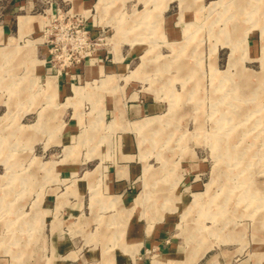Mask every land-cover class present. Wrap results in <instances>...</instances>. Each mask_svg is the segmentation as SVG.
I'll return each instance as SVG.
<instances>
[{
  "label": "rangeland",
  "instance_id": "rangeland-1",
  "mask_svg": "<svg viewBox=\"0 0 264 264\" xmlns=\"http://www.w3.org/2000/svg\"><path fill=\"white\" fill-rule=\"evenodd\" d=\"M50 1L39 33L0 42V264H120L133 220L175 244L146 264H264V0ZM121 131L138 188L100 207L107 165L77 196L58 158L88 170Z\"/></svg>",
  "mask_w": 264,
  "mask_h": 264
},
{
  "label": "crops",
  "instance_id": "crops-1",
  "mask_svg": "<svg viewBox=\"0 0 264 264\" xmlns=\"http://www.w3.org/2000/svg\"><path fill=\"white\" fill-rule=\"evenodd\" d=\"M60 1L63 0H51L52 8ZM68 1L73 2L75 6L87 5L91 2V0ZM43 10H48V3L46 0H0V42L5 41V39H8V41L14 39L18 40L23 36H31L39 33L42 22V15L40 13ZM53 78L55 82L53 83L54 90L51 89L53 90V99H59L66 93H69L68 79L60 76ZM144 106L145 105L139 103L127 104V106L125 105V108L122 105H115L112 106L110 111L112 114H114L115 111L117 121L121 126H124V124L131 123L129 117L136 119L134 122H138L140 116L144 113ZM74 128V125L68 120L65 130L73 132ZM121 132L122 133L119 134L121 141L116 144L111 143L109 145L111 149H107V145H104V153L101 154V157H95L94 166L88 170L84 169V164H86L89 159L83 160L82 158H75L73 160H65L63 159L64 157L61 156L58 158L60 175L66 176L77 172L82 173V178H79L81 182H79L80 184L76 188L75 194H77V196L82 195L84 190L87 189L88 184L84 183L85 181H83V179L88 176V178H95L97 181L98 176H95L94 174L96 169L100 168V165H103L104 163L107 165L106 167L109 172L105 176V181L102 187L100 190L96 189L93 192V195L100 196L96 200L97 205L100 207L104 204V201H106L105 198H102L105 194L112 196L114 200L118 199L122 201L124 204L126 202L129 203L130 197L134 194V190L138 188L136 177L139 172V164L131 158L133 151L131 149V136L129 133L124 131ZM59 145L60 143H57V146ZM114 147H116V149ZM75 203L76 202H74V204ZM123 210L125 211L126 209L122 208V211ZM118 218L121 220V217L113 215L111 221ZM127 218L128 216L126 217V220ZM123 219L121 221H123ZM97 220L99 222L102 221L106 225L107 220L103 221V219L100 218H97ZM100 224L102 225L101 222ZM128 225L129 230L126 237L123 238V242L128 245V248L126 249L127 251L118 252L115 258L118 262L120 261V264H130L128 263L129 259L135 260L132 264H146V260L149 256L148 254L151 251H155L153 255H159L156 251L162 254L173 251L175 244L172 240L163 237V231L160 225H151L150 228H147L149 225H146L145 223L140 224L137 220H133L132 225L131 223H128ZM113 226L118 227V224L113 223ZM131 228L132 231L130 230ZM121 236L122 235H120L116 241H122ZM61 242L60 237L56 236L54 243L57 245V250L61 249ZM130 244L136 245L132 251L129 249Z\"/></svg>",
  "mask_w": 264,
  "mask_h": 264
},
{
  "label": "built area",
  "instance_id": "built-area-1",
  "mask_svg": "<svg viewBox=\"0 0 264 264\" xmlns=\"http://www.w3.org/2000/svg\"><path fill=\"white\" fill-rule=\"evenodd\" d=\"M67 12H69V10H68V11H63L61 8H58V7H57L55 13H49V15L53 18V20H55V19L58 18L59 16L67 14ZM46 26H47V25H46ZM46 28H47V27H45V26H43V28H42V32H43L44 34H45V31L48 30V29H46Z\"/></svg>",
  "mask_w": 264,
  "mask_h": 264
},
{
  "label": "bare ground",
  "instance_id": "bare-ground-1",
  "mask_svg": "<svg viewBox=\"0 0 264 264\" xmlns=\"http://www.w3.org/2000/svg\"><path fill=\"white\" fill-rule=\"evenodd\" d=\"M137 201V200H136ZM222 201V200H221ZM227 210V209H226ZM215 223V222H214ZM190 236V235H189ZM154 264H157V262L156 261H154Z\"/></svg>",
  "mask_w": 264,
  "mask_h": 264
}]
</instances>
